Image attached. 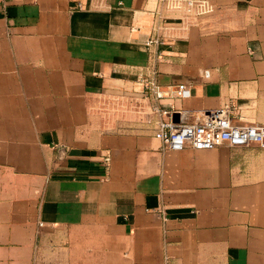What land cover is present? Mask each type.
Here are the masks:
<instances>
[{
  "label": "crops",
  "instance_id": "obj_1",
  "mask_svg": "<svg viewBox=\"0 0 264 264\" xmlns=\"http://www.w3.org/2000/svg\"><path fill=\"white\" fill-rule=\"evenodd\" d=\"M188 1L0 0V264H264V148L154 136L264 124V0Z\"/></svg>",
  "mask_w": 264,
  "mask_h": 264
},
{
  "label": "built area",
  "instance_id": "obj_2",
  "mask_svg": "<svg viewBox=\"0 0 264 264\" xmlns=\"http://www.w3.org/2000/svg\"><path fill=\"white\" fill-rule=\"evenodd\" d=\"M189 6H204L203 1L189 0ZM163 44L160 38H150L147 45ZM144 90L154 99H160L163 91L158 83L152 79L143 78ZM176 97H186L189 89L186 85L180 84L173 91ZM157 115H162L158 107L154 108ZM238 121L230 114L227 108H219L204 113L200 119L191 122L173 121L159 117L156 121L154 136L162 142L166 149L181 150L186 146L194 149H206L226 144L230 147H244L250 144H257L264 148V124L241 123L242 118L238 114ZM110 160L108 154L103 155L102 163L107 168Z\"/></svg>",
  "mask_w": 264,
  "mask_h": 264
},
{
  "label": "water",
  "instance_id": "obj_3",
  "mask_svg": "<svg viewBox=\"0 0 264 264\" xmlns=\"http://www.w3.org/2000/svg\"><path fill=\"white\" fill-rule=\"evenodd\" d=\"M173 121H178V120L176 119V117H173Z\"/></svg>",
  "mask_w": 264,
  "mask_h": 264
}]
</instances>
